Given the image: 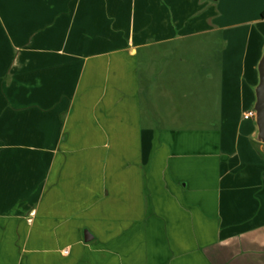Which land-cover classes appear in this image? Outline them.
<instances>
[{
  "label": "crops",
  "instance_id": "obj_1",
  "mask_svg": "<svg viewBox=\"0 0 264 264\" xmlns=\"http://www.w3.org/2000/svg\"><path fill=\"white\" fill-rule=\"evenodd\" d=\"M231 14L0 0V264H264V144L243 119L264 11ZM198 50L212 87L184 103L212 113L182 121Z\"/></svg>",
  "mask_w": 264,
  "mask_h": 264
},
{
  "label": "rangeland",
  "instance_id": "obj_2",
  "mask_svg": "<svg viewBox=\"0 0 264 264\" xmlns=\"http://www.w3.org/2000/svg\"><path fill=\"white\" fill-rule=\"evenodd\" d=\"M218 2V8L219 10L223 12H230L231 14V20L230 21H236L239 18H246L251 16L253 12H257L258 14L261 11H264V0H217ZM239 17V18H238ZM246 28H249L247 26ZM252 33H255L258 29H262L264 31V23L262 25L256 26L253 25L252 27ZM192 57V62L187 64H182V66L179 69V77L181 78V83L179 82L176 89L179 91V97L181 103H184L187 101V99L190 97H193V94H188V91H191L197 96L196 94H202L204 98L207 97V94H205V90L209 89L211 90V83L204 80L203 75L206 72V66L207 64L202 61L201 58H204V54L201 53V51L198 50L197 53H195ZM197 56V57H196ZM188 66V67H186ZM189 76V77H187ZM158 97L160 104L162 107H166L164 109V113L166 115H169L168 111V105L170 102V97L168 95H155V99ZM195 107V106H192ZM147 109V107H144ZM208 105L205 106V108L202 109V111L197 110H191L189 109L188 103H184L183 110L181 111V116L178 117V119L185 121V119L191 118L193 116H197V118H200L199 120H202L204 117L208 116L212 112L210 110H204L207 109ZM195 109V108H194ZM147 111V110H146ZM209 111V112H208Z\"/></svg>",
  "mask_w": 264,
  "mask_h": 264
},
{
  "label": "water",
  "instance_id": "obj_3",
  "mask_svg": "<svg viewBox=\"0 0 264 264\" xmlns=\"http://www.w3.org/2000/svg\"><path fill=\"white\" fill-rule=\"evenodd\" d=\"M259 81L255 88V104L253 106L256 133L254 139L264 144V51L258 63ZM91 234L84 232V240L90 241Z\"/></svg>",
  "mask_w": 264,
  "mask_h": 264
},
{
  "label": "built area",
  "instance_id": "obj_4",
  "mask_svg": "<svg viewBox=\"0 0 264 264\" xmlns=\"http://www.w3.org/2000/svg\"><path fill=\"white\" fill-rule=\"evenodd\" d=\"M253 118H254V111L252 109L243 113V119L247 120V119H253ZM66 252L67 251L64 250V253Z\"/></svg>",
  "mask_w": 264,
  "mask_h": 264
}]
</instances>
